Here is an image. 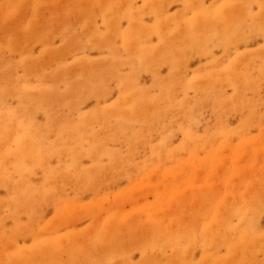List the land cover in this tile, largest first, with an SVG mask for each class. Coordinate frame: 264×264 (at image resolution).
I'll return each mask as SVG.
<instances>
[{
    "label": "rangeland",
    "instance_id": "374dc122",
    "mask_svg": "<svg viewBox=\"0 0 264 264\" xmlns=\"http://www.w3.org/2000/svg\"><path fill=\"white\" fill-rule=\"evenodd\" d=\"M0 264H264V0H0Z\"/></svg>",
    "mask_w": 264,
    "mask_h": 264
}]
</instances>
